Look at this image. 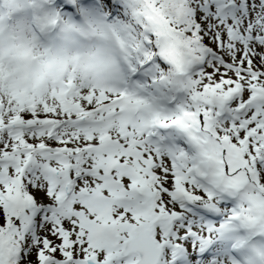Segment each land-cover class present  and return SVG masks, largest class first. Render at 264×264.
<instances>
[{"label": "snow or ice", "instance_id": "snow-or-ice-1", "mask_svg": "<svg viewBox=\"0 0 264 264\" xmlns=\"http://www.w3.org/2000/svg\"><path fill=\"white\" fill-rule=\"evenodd\" d=\"M0 264H264V0H0Z\"/></svg>", "mask_w": 264, "mask_h": 264}]
</instances>
